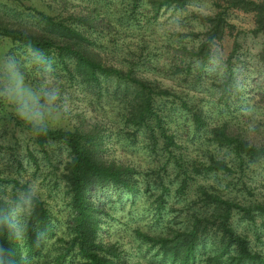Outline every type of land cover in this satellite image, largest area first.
Instances as JSON below:
<instances>
[{"label":"rangeland","instance_id":"374dc122","mask_svg":"<svg viewBox=\"0 0 264 264\" xmlns=\"http://www.w3.org/2000/svg\"><path fill=\"white\" fill-rule=\"evenodd\" d=\"M132 1L0 0V14L34 23L39 14L45 13L84 27L91 32L94 47L103 55L118 64L136 67L172 91L158 98L155 105L166 115L167 125L177 131L181 147H172L173 151L191 153L192 157L198 154L206 162L214 156L226 160L231 167L230 171L192 174L187 187L178 190L179 181L174 176L176 167L173 158L167 160L169 149L163 148L162 138L154 145L146 127L139 129L125 120L134 89L126 90L123 81L109 78H101L97 88L89 89L71 78L54 52L44 51L55 58L60 82L70 101L69 112L52 127L67 129L81 118L86 124L98 122L105 127L102 132L109 134L104 144L107 157L130 161L143 172L164 164L168 167L165 181H170V190L165 207L160 211L157 209L159 187H145L146 178H152L149 173L140 176L141 191L135 198L125 189L109 183L93 190L92 200L100 208L102 239L120 243L124 260L178 264L164 259L158 246L144 240L136 230L165 235L171 228L188 226L194 211L209 213L210 209L203 208L198 201L200 185L245 204L264 202V159L253 161L244 157L243 163H239L230 148L209 138L211 126L228 123L237 127L240 119L248 132L253 125L257 127L256 133H249L254 142H264V65L258 58L263 37L251 32L252 12L229 9L231 26L222 39L216 40L226 53L229 69L219 75L209 74L208 58L202 61L191 49L198 45L206 29L203 17L220 10L226 0H189L183 7L161 8L156 15L151 10L150 0H138L136 8ZM93 7L108 23L107 27L91 29L78 18ZM23 47L0 35V56ZM236 78L243 81V91L233 86ZM245 110H248L247 116ZM194 114L203 115L208 124L197 128ZM16 119L9 106L0 104V175L10 179L8 185L13 189L19 185L14 179L18 182L38 179L42 200L54 219V234L42 235L40 250L33 256L38 258L36 264H84L72 248L69 187L59 177L68 150L58 142L38 146L34 135L17 125ZM231 224L247 235L253 250L264 255L263 216L249 222L233 211ZM219 240V232L210 229L195 264H208V257L220 246Z\"/></svg>","mask_w":264,"mask_h":264},{"label":"trees","instance_id":"16d2710c","mask_svg":"<svg viewBox=\"0 0 264 264\" xmlns=\"http://www.w3.org/2000/svg\"><path fill=\"white\" fill-rule=\"evenodd\" d=\"M188 1L150 0V6L156 15L161 8L183 7ZM132 6L136 8L138 0H133ZM229 9L253 13L254 27L251 32L261 34L263 37L258 58L264 65V1L226 0V4L220 10L203 17L206 29L198 45L191 51L202 61L208 58V40L222 39L226 29L231 26L228 18ZM98 14V10L93 7L78 18L91 29L107 27L108 23ZM0 35L23 46L32 44L42 51L54 52L69 70L71 78L89 89L97 88L101 78L123 81L126 90L132 87L134 98L132 103L129 102L124 114L125 120L136 128L146 127L154 145L160 137L162 138L163 148L169 149L166 151L167 160L168 157L173 158L176 167L174 176L179 181L178 190L187 187L192 174L230 171L231 167L224 159L211 156L206 162L198 154L192 157L191 153L173 151L172 147H181L177 131L167 125L166 115L155 105L158 98L168 96L172 91L164 87L158 79L148 77L136 67L118 64L103 55L94 47L91 32L84 27L75 26L55 15L45 13L39 14L34 23H25L0 14ZM193 122L197 128L208 124L201 114H194ZM16 124L32 133L19 119H16ZM103 127L104 125L98 122L86 124L81 118L67 129L51 127L47 136L38 137L32 134L40 147L58 142L68 150L69 155L59 177L69 187L72 248H75V253L81 257L84 264H144L140 260H124L120 243L102 239L100 208L93 202L91 195L97 186L109 183L125 189L135 198L141 191L140 176L151 174V179L146 178L145 187L146 189L152 186L159 187L157 209L160 211L165 207L166 195L170 190L168 185L170 181H165V177L169 175L168 167L164 164L143 172L130 161L120 160L116 156L107 157L104 144L109 134L102 132L105 129ZM209 138L218 145L230 148L239 163H243L244 157L253 161L264 159V142H254L240 119L237 127L228 123L211 126ZM30 157L37 162L34 154L30 153ZM10 182L6 176L0 175V185H8ZM14 183L19 182L14 179ZM209 188L200 185L198 198L203 208L210 209L209 213L199 214L194 211L188 226L171 228L165 235H152L140 229H137L136 233L158 246L164 259L178 264H195L197 257L203 252L205 234L213 229L216 233L219 232L220 246L208 257V264H264V255L253 250L247 235L237 231L231 224L233 211L240 213L243 219L249 222L255 221L258 216L264 217V202L245 204L210 191ZM54 230V219L42 200L29 224V239L26 246L31 256L38 254L42 235L51 236ZM0 244L13 250L19 261L21 249L7 238L6 233L0 236Z\"/></svg>","mask_w":264,"mask_h":264},{"label":"clouds","instance_id":"9594fccd","mask_svg":"<svg viewBox=\"0 0 264 264\" xmlns=\"http://www.w3.org/2000/svg\"><path fill=\"white\" fill-rule=\"evenodd\" d=\"M207 63L209 74L219 75L229 69L226 53L215 39L208 40ZM233 86L244 90L239 78ZM0 104L9 106L34 135L47 136L70 108L55 58L32 44L0 56ZM244 114L247 116L248 110ZM256 132V126L249 128L250 134ZM41 187L38 179L21 180L14 189L0 185V236L6 233L21 249L18 261L13 250L0 244V264H36L38 258L30 255L26 242L30 221L42 203Z\"/></svg>","mask_w":264,"mask_h":264}]
</instances>
